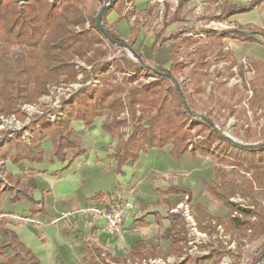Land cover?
<instances>
[{"label":"trees","instance_id":"trees-1","mask_svg":"<svg viewBox=\"0 0 264 264\" xmlns=\"http://www.w3.org/2000/svg\"><path fill=\"white\" fill-rule=\"evenodd\" d=\"M89 10L85 8V0H26L21 6L16 0H0V116L13 114L20 119L24 114L20 112V105L35 104L38 99L49 93L50 87L75 82L78 70L85 74L82 84L89 80L85 69L76 68L75 58L84 59L85 64L92 66L96 60L106 56L104 51H93V56L87 58V53L92 50L94 44L108 43L109 47L122 45L136 55V62L122 56L121 62H115V70H123L140 73L141 70H154L156 80L143 86L140 90L133 89L126 93L129 100L124 103L119 98H113L112 94L120 87L99 88L90 95V86H83L74 92L69 100L62 103L63 116L60 124L48 125L45 117H39L30 123L32 128H39L33 133L31 145L23 144L19 139L4 142L0 146V160L9 161L12 165L21 162L39 164L43 161L44 149L42 141L49 139L52 155L63 162L68 150H76L77 155L85 153L80 149L81 141L71 128L73 122H82L86 127L91 126L95 119L101 118L104 112L112 114V122L103 124V130L111 137H117L113 159L116 162L117 171L126 162L134 163L140 153L148 149H162L171 145L170 154L179 159L184 153L193 157L196 155L213 156L219 163H231L232 166L250 174L248 188L253 190L252 184L259 186L264 182V143L256 146L239 144L214 127L210 119L201 118L200 124L189 122L191 111L188 107L186 96L177 83L173 80L172 71L177 64L169 68L150 67L146 65L142 57L122 38L110 30L105 24V18L112 5H109L100 19L102 28L107 32L110 41L96 28L101 7L110 3V0H92ZM254 3L243 7L234 8L232 13L247 12L254 7ZM231 13V14H232ZM88 23L93 31H87L84 26ZM245 41L254 42L253 36H245ZM134 81V78L130 79ZM161 86H166V98L175 101L172 107V115L164 120L161 114L162 102L156 98L161 92ZM138 94L143 97L139 99ZM181 94V96H180ZM184 103H183V101ZM144 103L153 106L155 113L148 117V127L142 124L141 118H136L135 104ZM130 110V123L119 118L125 110ZM195 127L196 131L203 135L193 150L188 149L190 138L188 125ZM128 125L131 131L125 141L121 140L118 133L120 128ZM212 147V151H210ZM217 172V171H216ZM215 172V177H216ZM7 186L2 189L0 185V200L4 194L8 195L11 203L27 201L39 204L43 211L42 201L35 203L32 191L36 189V182L32 174L26 177V183L21 178L6 172ZM264 185V183H263ZM206 189L218 201L228 209L225 217H211L204 212L201 205H196L199 210L197 216L203 220L212 219L216 225H224V228H233L241 231H250V239L262 238L258 255L251 264L264 260V209L254 200L241 209L232 204L229 198L237 192V187H230V192L215 190L214 183L207 184ZM243 196L248 191L239 190ZM189 193L182 188L171 187L169 194ZM189 198V197H188ZM175 208V207H173ZM237 212L239 217L233 216ZM171 226L168 230L170 246L165 254L181 255L180 244L186 241V229L183 216L178 212L169 214ZM253 219V221L251 220ZM227 220V222H226ZM200 228L201 223L198 225ZM4 235V242L0 243V264H39L35 255L17 237L15 232L7 229L0 221V236ZM146 247L143 242L133 245L132 250L140 260L148 259L157 252L141 254ZM8 251V253H6ZM91 254V253H90ZM97 259L93 264H103L101 252L95 250ZM223 253L214 250L206 256L197 257L195 261L188 259L184 264H219ZM108 257V256H107ZM110 258V257H109ZM113 262H119L118 258H111ZM58 264H65L59 261ZM176 264V263H174Z\"/></svg>","mask_w":264,"mask_h":264},{"label":"crops","instance_id":"crops-1","mask_svg":"<svg viewBox=\"0 0 264 264\" xmlns=\"http://www.w3.org/2000/svg\"><path fill=\"white\" fill-rule=\"evenodd\" d=\"M116 1L105 18L106 26L128 42L150 67L169 68L177 64L176 56L171 54L170 40L162 39L165 32H186L187 27L212 30L222 49L233 59L264 66V0H176L174 12L169 11L168 3L160 7L154 0H125L130 3V11L122 3L124 0ZM251 3L255 5L249 11L232 13L234 8ZM130 19L137 22L135 29ZM245 36H253L255 41H245ZM103 124V117L95 119L89 127L82 122L71 124L81 141L80 149L85 151L82 155L68 150L65 160L60 162L44 153L39 164L8 162L5 165L23 183L29 174L35 179L36 189L31 194L35 203L42 201L43 211L39 204L25 200L11 203L4 194L0 200V221L15 232L39 264L59 261L93 264V259H97L95 250L118 258V263L130 260L138 264L147 260H140L133 252L132 247L138 242L146 244L141 254L154 253L150 247L155 248L157 254L149 260L176 257L166 255L165 251L171 243L169 214L179 203H186L197 213L196 205H201L211 217L222 218L228 213L205 187L215 181L213 158L184 153L175 159L170 154L171 145H167L140 153L136 162L128 161L117 171L113 154L118 138L106 133ZM171 187L189 193L169 194ZM113 197L132 203L123 232L115 237L105 232L102 220L78 212L89 206L107 208ZM66 212L73 215L56 221ZM13 216L26 221H17ZM4 240L5 236L1 235L0 243Z\"/></svg>","mask_w":264,"mask_h":264},{"label":"rangeland","instance_id":"rangeland-1","mask_svg":"<svg viewBox=\"0 0 264 264\" xmlns=\"http://www.w3.org/2000/svg\"><path fill=\"white\" fill-rule=\"evenodd\" d=\"M16 1L21 6L26 0L22 3H19V0ZM116 3L117 1L112 0L108 4L114 6ZM122 3L130 11V3L125 0ZM92 4V0H85L87 10L91 8ZM130 21L131 26L136 28L137 22L134 19H130ZM84 28L91 33L93 32L88 23L85 24ZM186 29L188 30L186 32L178 30L176 33L165 32L162 40L168 41L169 39V45L173 46L171 54L176 56L177 66L172 71V81L177 83L186 96L188 107L192 112L189 116V122L197 125L200 124L201 118L210 119L217 130L239 144L256 146L264 143V66H254L250 65L247 60L242 62L233 59L227 51L222 49L218 37L210 29L203 27H187ZM126 43L128 44V42ZM96 50L104 51L106 56L96 60L92 66L85 64L84 59H74L76 68L85 69L88 73L89 80L86 83L82 84L85 74L78 70L79 73L75 82L50 87L49 93L38 99L37 103L20 105V112L24 114L23 119L13 114L1 115L0 146L5 141L18 139L25 145H31L33 133L40 129L32 128L30 123L43 116L48 125L60 124L63 116L62 103L69 100L70 96L83 86H90V95L99 88L120 87L112 94V99L119 98L127 104L129 98L126 93L128 91L140 90L143 86L156 80L155 71L146 68L138 74L126 70L123 72L115 70V62H121L122 56L133 62L137 60L132 52L123 48L121 44L114 47H109L106 42L94 44L92 50L87 53V58L93 56V51ZM131 78H134V81H131ZM166 95V86H161V92L155 96L163 101L161 114L164 120L172 115V107L176 105V102L166 98ZM137 97L143 98L140 94ZM134 108L136 118H141L142 124L148 127V117L155 113L153 106L149 107L144 103H136ZM129 111L126 109L119 118L130 123ZM102 117L105 123L112 122L110 112H104ZM186 127L190 129L188 149L193 150L203 135L198 133L196 128L191 127L190 124ZM130 131L131 128L128 125L120 128L118 133L121 140L125 141ZM42 148L44 153L52 155L48 138L42 141ZM212 149L210 147V151ZM215 156L216 154L209 156L213 158L214 170L217 171L213 182L215 190L228 193L230 192L229 186L232 185L237 187V192L229 198L232 204L243 209L247 208V205L254 200L264 209V182L260 186L255 183L252 184L253 190L250 191L248 188L249 181L251 182L250 174L232 166L231 163H219ZM8 162L0 160V175L4 179L7 172L5 165ZM239 190L248 191L249 194L243 196ZM209 194L213 200L222 204L211 193ZM188 210L192 221L186 220L181 209L173 210L179 212L185 221L186 241L180 244L181 255H175L176 257L169 259L160 257L161 261L166 264H168L167 261L173 264H184L188 259L195 261L197 257L206 256L212 251L218 250L223 253L219 264H251L258 255L262 238L252 240L249 237V230L245 232L233 228L226 230L224 225H216L212 219L202 220L200 216H197L199 212H192L189 207ZM233 216L240 218L236 211L233 212ZM251 220L253 221V219ZM200 223L202 228L198 226ZM102 258L103 264H123L113 262L107 255H102ZM148 260H142L138 264H150L147 262ZM124 263L137 264L130 260ZM256 264H264V260Z\"/></svg>","mask_w":264,"mask_h":264},{"label":"built area","instance_id":"built-area-1","mask_svg":"<svg viewBox=\"0 0 264 264\" xmlns=\"http://www.w3.org/2000/svg\"><path fill=\"white\" fill-rule=\"evenodd\" d=\"M24 2V0H19V3ZM154 3L160 7H163L166 3L169 4V11L174 12L176 0H154ZM6 180L3 176L0 175V184L2 189L5 188ZM112 203L107 208H99L96 206H89L83 209H79L78 212L80 214H88L94 217L95 219H100L104 223V230L105 232L112 237L120 236L123 232V223L126 216L127 211H129L132 207V203L129 201L121 200L120 198H112ZM177 209H181L184 217L188 221H192V217L190 215V211L188 210L187 204H179ZM175 209L174 211H176ZM73 215L72 212L62 213L60 217L56 220H67ZM12 218L16 219L17 221H26L25 218L13 216ZM193 226V225H192ZM192 228V227H191ZM193 230V229H192ZM190 253V251H189ZM169 259V258H168ZM145 262V261H144ZM150 264H166L164 261L160 259H152L148 260ZM168 264L170 261H167ZM144 264V263H143Z\"/></svg>","mask_w":264,"mask_h":264},{"label":"water","instance_id":"water-1","mask_svg":"<svg viewBox=\"0 0 264 264\" xmlns=\"http://www.w3.org/2000/svg\"><path fill=\"white\" fill-rule=\"evenodd\" d=\"M111 1H112V0H110L109 2H111ZM108 6H109V4H105V5H103V6L101 7L95 25H96V28H97V29H98V30L104 35V37H105L107 40L110 41V38H109L107 32L102 28V26H101V24H100V19H101V16H102V14H103V11H104ZM132 55H133L134 57H136V55H135L134 53H132ZM180 96H181V94H180ZM181 97H182V96H181ZM182 101H183V100H182ZM183 103H184V101H183Z\"/></svg>","mask_w":264,"mask_h":264}]
</instances>
